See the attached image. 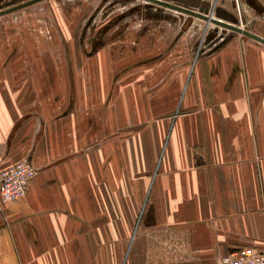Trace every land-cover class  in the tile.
Returning <instances> with one entry per match:
<instances>
[{"label":"crops","instance_id":"crops-1","mask_svg":"<svg viewBox=\"0 0 264 264\" xmlns=\"http://www.w3.org/2000/svg\"><path fill=\"white\" fill-rule=\"evenodd\" d=\"M202 72L139 135L134 161L115 130L147 111L128 95L97 85L94 99L16 107L1 87L0 171L26 160L37 173L0 203V264H219L264 250V68L249 55Z\"/></svg>","mask_w":264,"mask_h":264},{"label":"rangeland","instance_id":"rangeland-1","mask_svg":"<svg viewBox=\"0 0 264 264\" xmlns=\"http://www.w3.org/2000/svg\"><path fill=\"white\" fill-rule=\"evenodd\" d=\"M24 1L0 0V10ZM242 1L240 16L229 5L195 10L264 37V0ZM249 55L264 68V46L142 0H43L0 17L2 94L24 107L44 99H94L97 85H110L112 99L126 94L133 111L146 107L145 122L115 130L133 138V161L139 135L159 111L175 114L177 95L182 101L193 79L208 78L204 72L194 76V69L230 67ZM150 146L149 140L144 153Z\"/></svg>","mask_w":264,"mask_h":264},{"label":"built area","instance_id":"built-area-1","mask_svg":"<svg viewBox=\"0 0 264 264\" xmlns=\"http://www.w3.org/2000/svg\"><path fill=\"white\" fill-rule=\"evenodd\" d=\"M208 3L209 8L218 4L229 5L239 16L244 8L242 0H210ZM36 173L34 166L26 160L0 171V203L9 204L25 197ZM219 264H264V250L252 247L234 248L220 259Z\"/></svg>","mask_w":264,"mask_h":264},{"label":"water","instance_id":"water-1","mask_svg":"<svg viewBox=\"0 0 264 264\" xmlns=\"http://www.w3.org/2000/svg\"><path fill=\"white\" fill-rule=\"evenodd\" d=\"M41 1L43 0H27L21 3H18L14 6L1 9L0 17L11 14L13 12L24 9L26 7L32 6ZM142 1L148 2L150 5H156L158 10H160V8H167V9L176 11L178 13L185 14L189 17H195V18L205 21L207 24H213L225 30H230L232 32L241 34L242 36L250 40H253L261 45H264L263 36H260L250 30L243 29L236 23H231V22H227L222 19H219V18H214L212 16L206 15L205 13L195 10V9H199V7L203 9L209 8L208 2L198 1V0H142ZM222 12L223 11L221 10L219 11V13L221 14Z\"/></svg>","mask_w":264,"mask_h":264},{"label":"bare ground","instance_id":"bare-ground-1","mask_svg":"<svg viewBox=\"0 0 264 264\" xmlns=\"http://www.w3.org/2000/svg\"><path fill=\"white\" fill-rule=\"evenodd\" d=\"M198 1H200V0H198ZM145 2V1H144ZM146 3H148V2H146ZM149 4V3H148ZM199 9H202V10H204L203 8H201V7H199Z\"/></svg>","mask_w":264,"mask_h":264}]
</instances>
